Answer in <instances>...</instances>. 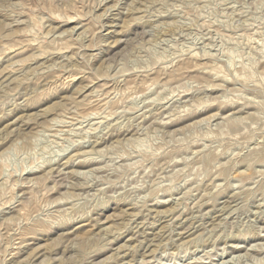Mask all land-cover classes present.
<instances>
[{
	"label": "rangeland",
	"instance_id": "obj_1",
	"mask_svg": "<svg viewBox=\"0 0 264 264\" xmlns=\"http://www.w3.org/2000/svg\"><path fill=\"white\" fill-rule=\"evenodd\" d=\"M0 264H264V0H0Z\"/></svg>",
	"mask_w": 264,
	"mask_h": 264
},
{
	"label": "bare ground",
	"instance_id": "obj_2",
	"mask_svg": "<svg viewBox=\"0 0 264 264\" xmlns=\"http://www.w3.org/2000/svg\"><path fill=\"white\" fill-rule=\"evenodd\" d=\"M150 239V238H149Z\"/></svg>",
	"mask_w": 264,
	"mask_h": 264
}]
</instances>
